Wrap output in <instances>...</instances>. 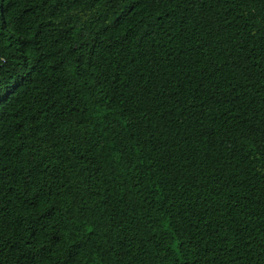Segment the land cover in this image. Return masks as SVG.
<instances>
[{"label": "trees", "instance_id": "trees-1", "mask_svg": "<svg viewBox=\"0 0 264 264\" xmlns=\"http://www.w3.org/2000/svg\"><path fill=\"white\" fill-rule=\"evenodd\" d=\"M0 264H264V0H0Z\"/></svg>", "mask_w": 264, "mask_h": 264}]
</instances>
